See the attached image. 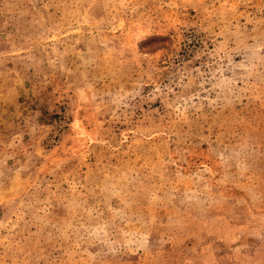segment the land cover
Wrapping results in <instances>:
<instances>
[{"label":"rangeland","instance_id":"374dc122","mask_svg":"<svg viewBox=\"0 0 264 264\" xmlns=\"http://www.w3.org/2000/svg\"><path fill=\"white\" fill-rule=\"evenodd\" d=\"M0 264H264V0H0Z\"/></svg>","mask_w":264,"mask_h":264}]
</instances>
